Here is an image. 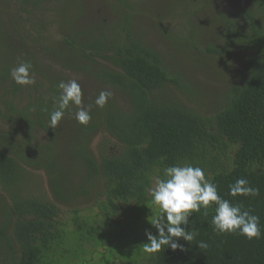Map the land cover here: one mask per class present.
<instances>
[{
  "label": "trees",
  "instance_id": "1",
  "mask_svg": "<svg viewBox=\"0 0 264 264\" xmlns=\"http://www.w3.org/2000/svg\"><path fill=\"white\" fill-rule=\"evenodd\" d=\"M148 1L101 0L109 20L84 19L83 0H0V264H264V0H172L163 23ZM204 12L207 40L195 22ZM147 18L224 87L207 93L167 64L139 34ZM21 62L33 85L11 78ZM73 74L92 84L81 88L91 120L79 124L71 106L50 128L57 85ZM101 91L112 93L103 108ZM177 164L201 167L257 215L260 236L217 234L210 207L189 217L185 230L198 231L184 251L146 253L145 232L158 235L147 188ZM239 178L258 194L230 196Z\"/></svg>",
  "mask_w": 264,
  "mask_h": 264
},
{
  "label": "clouds",
  "instance_id": "2",
  "mask_svg": "<svg viewBox=\"0 0 264 264\" xmlns=\"http://www.w3.org/2000/svg\"><path fill=\"white\" fill-rule=\"evenodd\" d=\"M30 62H21L10 71L13 81L20 86H30L35 83L31 72ZM57 87L60 89L57 106L50 113V128H55L64 117L65 110L76 106L75 119L81 125H87L91 120L89 110L82 106V89L76 80L61 81ZM112 93L101 91L95 100L96 106L103 108ZM258 189L249 186L247 179L239 178L229 186V195L255 196ZM147 195L151 198L158 213H153L148 222L158 235L146 231L148 243L142 245L146 253L160 252L170 247L172 251H184V245L179 241L190 243L195 240L197 229L185 230L189 225V217L202 209L214 207L211 225L219 235L238 234L248 239L260 236L259 217L241 204H234L222 198L217 186L206 178L201 167L191 164H177L163 169L162 174L152 177ZM199 249H206L208 245L201 241L197 243Z\"/></svg>",
  "mask_w": 264,
  "mask_h": 264
},
{
  "label": "rangeland",
  "instance_id": "3",
  "mask_svg": "<svg viewBox=\"0 0 264 264\" xmlns=\"http://www.w3.org/2000/svg\"><path fill=\"white\" fill-rule=\"evenodd\" d=\"M101 0H83L82 2V14H84V19H87V17H91L89 19H93L94 17L98 16L99 14H102V16L106 17L107 19L111 20L113 19L112 15L110 16V12L106 10V7H103V4L100 3ZM196 4L198 2H203L204 0H193ZM172 0H150L148 1V6H146V9L148 10V13H150L151 16L156 15L157 21L163 23L162 15L166 10L165 7L172 4ZM229 8V3L223 4L222 8L224 9ZM160 16V18H158ZM210 14H202L200 13L198 17L195 19V22L197 25H201V35L204 38V40H207L209 33L207 30H205V23L211 22L213 19H209ZM151 18V17H150ZM87 22V21H82ZM158 23V22H157ZM138 29L140 31V36L142 34V39L145 40L149 45L153 46L156 50L161 52L163 54L164 61L168 64H174V66L180 65L182 67V72L186 76L187 79L193 81V82H199L202 83L203 86L206 88L207 93H213L216 92L218 89H222L224 87L225 81L222 80V78H218L221 81H216L213 76H206L202 69H193L190 65V60L186 56H179L175 53L169 51L170 45L169 41L164 38L163 35L155 31L151 26L152 23L149 22V18L147 19H140L137 23ZM166 27L169 25L168 23L164 24ZM175 26V24H173ZM189 29L191 30V26H189ZM222 30V29H221ZM223 31H225V28L223 27ZM196 71V73H195ZM69 76V74H67ZM72 80H76L80 87L83 90H88L92 84H88L82 77L81 74L71 75ZM6 129V126L4 123L0 122V132H3ZM45 175H44V181H45ZM74 205V204H73ZM87 214V213H85ZM116 264H123L120 261H117Z\"/></svg>",
  "mask_w": 264,
  "mask_h": 264
}]
</instances>
